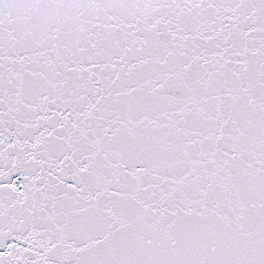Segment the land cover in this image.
I'll list each match as a JSON object with an SVG mask.
<instances>
[{
	"label": "snow or ice",
	"instance_id": "obj_1",
	"mask_svg": "<svg viewBox=\"0 0 264 264\" xmlns=\"http://www.w3.org/2000/svg\"><path fill=\"white\" fill-rule=\"evenodd\" d=\"M0 264H264V0H0Z\"/></svg>",
	"mask_w": 264,
	"mask_h": 264
}]
</instances>
